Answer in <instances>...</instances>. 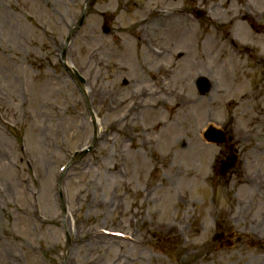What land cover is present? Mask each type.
Wrapping results in <instances>:
<instances>
[{"label":"rangeland","instance_id":"obj_1","mask_svg":"<svg viewBox=\"0 0 264 264\" xmlns=\"http://www.w3.org/2000/svg\"><path fill=\"white\" fill-rule=\"evenodd\" d=\"M85 5L0 0V264H264V0Z\"/></svg>","mask_w":264,"mask_h":264},{"label":"water","instance_id":"obj_2","mask_svg":"<svg viewBox=\"0 0 264 264\" xmlns=\"http://www.w3.org/2000/svg\"><path fill=\"white\" fill-rule=\"evenodd\" d=\"M88 4L91 5V0H88ZM84 16H85V13L82 15L78 25H77V28H79V26H81L83 20H84ZM76 28V30H77ZM81 80V79H80ZM198 87L200 89L201 92H206L208 89H209V82L207 81V79L205 78H199L198 81ZM207 140L211 141V142H218V143H221V142H224L226 140V135L222 132V131H219V130H216L214 128H210L206 134H205ZM230 160V158L228 159ZM231 163L229 164H224L221 168V174H225L227 172L228 169H230L231 167H233V163L235 161L234 158L231 159Z\"/></svg>","mask_w":264,"mask_h":264},{"label":"bare ground","instance_id":"obj_3","mask_svg":"<svg viewBox=\"0 0 264 264\" xmlns=\"http://www.w3.org/2000/svg\"><path fill=\"white\" fill-rule=\"evenodd\" d=\"M143 89H138L137 91H135L134 93H132V96L133 97H136V98H138V95H139V92L140 91H142ZM145 91H147V90H145ZM86 94V93H85ZM146 94L145 93H143V97L145 96ZM147 96V95H146ZM148 96H153V95H148ZM183 97H184V95H183ZM145 98H147V97H145ZM149 98H151V97H149ZM140 99H142V98H140Z\"/></svg>","mask_w":264,"mask_h":264}]
</instances>
